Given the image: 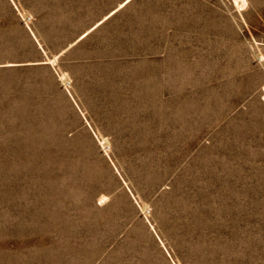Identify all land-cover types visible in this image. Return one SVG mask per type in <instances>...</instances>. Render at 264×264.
<instances>
[{"label": "rangeland", "instance_id": "obj_1", "mask_svg": "<svg viewBox=\"0 0 264 264\" xmlns=\"http://www.w3.org/2000/svg\"><path fill=\"white\" fill-rule=\"evenodd\" d=\"M0 264H264V0H0Z\"/></svg>", "mask_w": 264, "mask_h": 264}]
</instances>
